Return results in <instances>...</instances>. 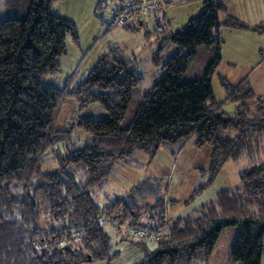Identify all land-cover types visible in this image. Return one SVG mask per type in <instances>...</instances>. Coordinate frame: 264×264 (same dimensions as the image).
<instances>
[{
  "label": "trees",
  "instance_id": "16d2710c",
  "mask_svg": "<svg viewBox=\"0 0 264 264\" xmlns=\"http://www.w3.org/2000/svg\"><path fill=\"white\" fill-rule=\"evenodd\" d=\"M29 1L26 16L0 19V264H83L88 256L90 261L111 260L118 253L108 228L99 226L101 215L110 224L119 222L123 240L132 235L128 229L145 224L161 233L157 240L144 236L131 241L143 254L133 264H201L211 256L220 232L234 225H241V231L231 258L263 264L264 95L255 92L248 77L236 84L221 79L225 98L216 100L211 81L221 61V29L264 34V24L249 27L231 16L222 18V0H203L201 13L179 30L163 29L165 21L157 22L154 64L160 65L168 48L176 51L147 91H138L141 72L114 45L75 87L68 81L54 88L43 86L42 77L60 72L67 37L77 39V30L72 21L53 13L60 0ZM169 6L167 0L163 12ZM111 25H116L113 20ZM144 25L139 19L121 27L136 31ZM201 47L214 48V58L200 78H185ZM69 98L80 110L99 104L105 113L98 119L80 117L61 129L59 115ZM135 99L137 110L125 121ZM226 103L235 104L232 112L224 109ZM75 128L89 133L92 144L62 148ZM193 138L197 148L211 147L209 178L198 191L212 183L228 160L245 156L252 166L239 173L238 187L222 190L193 214L170 222L165 200L138 206V185L104 208L94 200L91 191L136 150L153 158L166 146L176 154ZM46 159L55 160L58 169L41 172ZM142 212L148 213L147 223L139 220Z\"/></svg>",
  "mask_w": 264,
  "mask_h": 264
},
{
  "label": "rangeland",
  "instance_id": "374dc122",
  "mask_svg": "<svg viewBox=\"0 0 264 264\" xmlns=\"http://www.w3.org/2000/svg\"><path fill=\"white\" fill-rule=\"evenodd\" d=\"M97 1L60 0L54 2L53 13L74 23L77 39H73L71 36L67 37L66 53L59 58L60 72L44 75L41 81L43 86L63 88L69 81V87H75L84 80L88 72L105 55L109 46L114 45L121 48L136 69L141 72L143 81L138 91L140 93L147 91L161 76L162 64L176 51L175 47L168 48L163 53L160 65L154 64L153 57L159 44L152 32L157 26V22L165 21L163 29L167 27L169 30H179L190 18L201 13L203 0H170L171 6L167 8L169 14L159 17L163 13V9L156 13L159 16H152L153 13L145 14L143 17L146 25L136 31L111 25L115 8L114 0H104L100 6L102 9L99 8L98 11L96 10ZM29 6V0H0V19L6 15L13 18L24 17ZM171 15L174 18L170 20ZM99 16H102V19ZM250 33L245 29L236 30L231 27L221 29V38L224 42L223 45L221 44V62L211 81L216 100L221 101L225 98L221 79L236 84L241 79L248 77L251 84L252 78L255 82V86L251 84L253 89L259 94H264V84L262 88L258 85L263 77L259 76V71L249 73L251 68L245 65L253 60L260 61V57L255 51L260 44L259 40L264 44V36L261 35L259 39V36ZM214 52V48H198L185 78H200L214 58ZM137 106L138 100L135 99L129 106L125 121L134 116ZM234 106V103H226L224 109L232 112ZM103 112L105 113L99 104H91L80 110L77 102L69 98L61 108L58 127L67 129L80 117L90 116L98 119L102 117ZM92 141V136L84 129L75 128L69 139L61 146L62 148L67 146L76 149L89 146ZM194 142L195 138L176 154L171 153L166 146H161L153 158L136 150L129 161L117 162L104 184L91 191L94 200L101 208H104L115 197L130 194L133 187L138 185L137 196H135L138 206L154 203L156 199H163L168 202V204L166 203V219L170 222L177 217L193 214L201 205L214 200L222 190L238 187L240 184L239 173L252 166L251 161L245 156L228 160L212 183L205 186L201 192L198 191L201 186L207 184L209 178L211 147L205 145L202 148H197ZM57 169L58 164L52 159H46L41 166L43 173ZM171 201H175V203L171 204ZM146 216L148 213L142 212L140 222L147 223ZM104 218L107 221L106 228L111 236L113 251L118 255L111 260L89 261L83 264H133L140 260L143 254L137 247L131 245V241L133 239L142 241L144 237L136 236L132 229L131 231L128 229L132 235L128 236L129 238L126 236L123 240L122 234H126L123 231H118L119 224L117 223L119 222L115 220L116 223L114 221L110 224L108 219ZM240 231L241 225L224 228L219 234L211 256L201 264H241L231 258V251ZM160 234L158 233V237Z\"/></svg>",
  "mask_w": 264,
  "mask_h": 264
},
{
  "label": "crops",
  "instance_id": "0c3cea01",
  "mask_svg": "<svg viewBox=\"0 0 264 264\" xmlns=\"http://www.w3.org/2000/svg\"><path fill=\"white\" fill-rule=\"evenodd\" d=\"M222 1L225 5V8H226V12L221 14L222 18H224L226 15L231 16V17L243 22L244 24L248 25L249 27H254L256 25L264 24V0H222ZM98 2H99V0L96 3L98 4ZM201 8H202V6H201ZM167 11H168V9H165V11L161 14V16H159V14H152V16L158 15L159 17H162V16L169 14V13H167ZM173 18H174L173 15H171L170 20ZM142 21H143V23H145V18H143ZM236 30H238V29H236ZM246 31L251 32L250 34L259 36V39L261 38L260 37L261 35L264 36V34L259 33V32L254 31V30H246ZM259 39H257V40H259ZM258 42H260V44L258 45L255 53L258 55V57H260V61L258 62V61L253 60V61H251L245 65L247 67L251 68L249 73H251V72L255 73V72L259 71V73H260L259 76L263 77V79L259 82L258 85L262 88V86L264 84V44L261 43L260 40ZM223 43L224 42L222 40V45H223ZM222 45H221V48H222ZM221 48H220V52H221ZM220 55H221V53H220ZM251 84H253V86H255V82L253 81L252 78H251ZM257 94H259V93H257ZM261 95H264V94H261ZM137 256H138V254H137ZM263 256H264V254H263Z\"/></svg>",
  "mask_w": 264,
  "mask_h": 264
},
{
  "label": "built area",
  "instance_id": "2783aa9c",
  "mask_svg": "<svg viewBox=\"0 0 264 264\" xmlns=\"http://www.w3.org/2000/svg\"><path fill=\"white\" fill-rule=\"evenodd\" d=\"M116 11L113 14V23L116 25L131 24L142 19L145 14H156L166 6L167 0H114ZM100 227H107V221L103 216L98 219ZM134 235L140 237L150 236L152 239L158 238L157 231H154L148 225L132 229ZM156 235V238H154Z\"/></svg>",
  "mask_w": 264,
  "mask_h": 264
},
{
  "label": "water",
  "instance_id": "95a60500",
  "mask_svg": "<svg viewBox=\"0 0 264 264\" xmlns=\"http://www.w3.org/2000/svg\"><path fill=\"white\" fill-rule=\"evenodd\" d=\"M88 260H89V261L91 260V257H90V256H88Z\"/></svg>",
  "mask_w": 264,
  "mask_h": 264
}]
</instances>
